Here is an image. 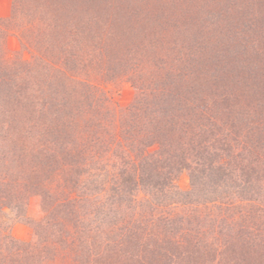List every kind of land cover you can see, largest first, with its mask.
<instances>
[{
	"label": "rangeland",
	"instance_id": "rangeland-1",
	"mask_svg": "<svg viewBox=\"0 0 264 264\" xmlns=\"http://www.w3.org/2000/svg\"><path fill=\"white\" fill-rule=\"evenodd\" d=\"M45 1H48L45 5L48 9L45 10V13L43 10L42 20L47 18L46 28L53 29L49 36L52 55L59 54V50L63 52L71 51L70 53L74 56L70 59L74 61V67L82 69L80 74L75 77L94 81L92 87H86L84 84L77 85L74 81L65 84V79L60 76L57 77L58 74L55 71L50 73L55 75L56 78L50 80V84L48 83L49 80L46 81L52 91L56 90L57 96L54 97H57L60 102L64 100L61 97L67 98V107H58L57 103L55 111L57 115H62L60 125L63 132L59 134L72 138L71 145L74 148L78 144L74 135H86L88 134L86 130L89 132L92 130V128H86V125L83 129L82 124H78L79 115L76 116L77 111L75 108L78 105L87 107L88 111L92 113L93 120L95 118L104 119V127H110L106 129V135L103 137L107 148L114 135L117 134L116 141L122 140L117 131L122 125L119 121L123 116V111L136 103L139 94L137 92L139 91L135 89L133 83L135 80H141L140 77H142L146 86L144 89L150 91V94L146 92L149 95L148 100H146L148 103L145 107L142 106V111L139 113L142 118L146 113L153 111L154 95L160 93L157 96H160L159 113H163L162 117L159 116L161 119L165 115H171V112H173L171 110L175 108L174 104L176 107H182L181 102L185 101L182 97L186 96L188 99L185 103L190 107L187 106L186 111L181 112L179 123H182L188 117L185 112L198 106L207 107L209 111L207 116H212L213 111H216L219 117L217 123L219 128L217 130L219 132L223 130V133L228 131L229 136L235 139V145L241 143L238 146L239 148L233 151L235 159H237L236 154H242L244 145L239 140L244 141L241 137V132H244L243 125H249L245 123L243 118L241 119L242 114L245 115L246 112H250L251 116L254 113L252 110L253 105L257 103H260L258 115L264 112V0ZM158 1L162 10L156 8ZM11 10L12 0H0V19L8 18ZM58 17L60 18L58 19ZM67 22H69V28L73 29L75 33L71 39L68 37H60L59 39H63L70 48L59 39L56 42L52 41L56 36L62 34L59 29H65L66 26L63 24ZM61 25L63 28H60ZM43 33L45 34V32ZM80 36H82V39ZM45 37H48L47 34ZM6 46L8 56L11 57L10 61L19 56L29 60V54L21 49L16 34L10 33L8 35ZM53 58L55 61L56 57ZM162 85H168L167 89L162 91ZM86 89H88L86 92L95 91V94L93 93V97L87 96V99L82 101L80 95ZM74 92L75 96L71 97ZM180 92H184V94H180ZM244 95L247 96L248 103L246 106L238 105L241 100L245 99ZM70 108H72L71 110L74 109V119L72 121L71 118L65 117L67 109ZM146 125V120H141L140 124L136 125L137 127H134L133 130L141 131L139 135L145 134L144 140L151 143L152 140L147 137L150 131L144 129ZM111 127L115 129L113 130ZM127 130H132V128L127 126ZM223 133L221 132L222 135H219V137L224 136ZM170 136L173 138L171 140L181 141L180 144L178 142L177 147L188 153L184 154L185 156L176 153V156L172 157L170 149L171 144L175 146L174 141L170 142V145L168 142V144L160 147L165 151H159V149L156 151L155 149L159 147L158 144L150 145L149 143L147 148L149 156H147V159L152 162L155 156L158 155L163 160L155 161L159 165L164 164L166 167L160 172L157 171L154 176H161L159 178L161 182L168 181L177 186L178 194L174 196L180 201L178 203L185 202L184 204L188 205L192 202L193 205L202 208L200 209L201 214H199V211L197 213L201 218L198 221L202 226L201 230L206 232L203 243H200L201 247L194 246L191 241L182 240L181 238V242L174 244V238L170 237V234L157 233L154 238L152 236L146 238L149 242L146 249H142L140 244L108 248V243H106L107 247H104V250L103 247L98 250L102 253L97 255L99 257L97 264H102L106 256L109 259L112 258L115 264H257L255 260L257 241L248 244L237 240L232 242L230 239L229 247H225L222 244L226 238L223 230L220 234L222 242L220 240L219 242L215 241V237L211 232L212 225L215 228L223 226L225 223H220L214 212L216 202L219 200L217 198L220 195L227 194L226 192L229 193L231 190L229 183L222 181V184L226 183V187L221 185L224 194H220L210 192L207 183L200 180V188L203 184L204 191H200L199 196L196 197L190 196V194L185 195L186 192L191 190L190 173L195 165L194 156L189 153L195 154V151L185 145L189 137L187 132L183 134L173 133ZM205 136L206 138L201 142L204 144L203 148L198 147L202 152L205 151V147L209 146V143L215 147L220 142L217 135L214 136V139L207 133H205ZM190 137L197 139L199 133L192 132ZM87 141L89 143L91 139L89 138ZM246 144L250 145V143ZM95 147L88 144L83 153L75 155V159L79 160L78 167H80V170L77 169V171L71 172L76 180L72 188V195L75 198L73 204L75 206L80 204L83 207L77 214V218L83 214L84 210L94 207V204L88 203L89 201L95 200L97 206L103 197H107V201L111 202L114 198H111L110 195H116V192L120 193V190H122L121 193L129 191L128 186L130 184H127L125 180L121 185H118L111 181L110 177L103 176L101 165H104L103 168L105 169L108 162L115 160L117 157L112 156L111 151L101 156L94 155ZM213 148L208 147L206 152L211 153ZM186 149L190 150L187 151ZM154 151L156 153L153 154ZM219 151L221 150L219 149ZM218 154L220 155L222 152H218ZM226 157L229 158L230 155ZM141 169L144 168L141 167ZM153 173V169L150 168L143 175L136 168L134 178L142 175V179H146L145 175H151L152 178ZM234 173L237 172L234 171ZM123 177L125 178V176ZM202 177L203 181L206 182V177ZM102 178L104 181L103 186H101L102 190L97 195L93 189H98L95 184H99ZM90 179H92L91 183ZM58 182H61V178ZM260 182H258V185H261L258 186V195L254 191L257 189L256 186L250 191H253V197L256 195L261 200L253 202L264 210V182ZM84 186L88 189H85ZM138 187L143 189L141 185H138ZM44 191L39 195L32 196L25 208L19 209L24 211V216H18L14 213L15 208H12L10 212L8 211V217L13 219L10 232L15 239L28 242L35 241V231L37 232L38 226L36 223L39 220L42 221L40 228L43 234L47 235L46 237L50 235L47 233L49 231L48 223H51L53 217L42 209L51 204L56 196H52L46 189ZM234 192H239L238 187L234 188ZM91 194H96V199H93ZM140 196L145 198L143 191L138 194V197ZM82 198L84 200H80ZM148 199L152 202L155 201L153 197ZM167 200H170V198ZM206 201L208 202L204 206ZM245 203L242 200H236L233 203L236 213L241 210L238 205L243 207V211H248L244 209L247 208L243 206ZM56 204H59V206L56 208L54 217L58 222L57 230L60 231L59 228H67L72 225V217L67 216L66 211L73 204L72 202H57ZM148 205V203H144L146 209ZM98 208L99 211L96 216L98 218L93 219L92 217V219L95 223H100V227L105 229L112 213L105 211L102 213V207L98 206ZM136 208H139V206L134 209ZM238 214H240V211ZM259 215H262V217L258 220V223L261 221L264 223V214L259 213ZM91 216H93V213H91ZM124 217L122 214L121 216L118 215L116 222ZM194 225L199 227V224L195 223ZM194 225H190V227L192 226L191 228L194 229L196 227ZM215 236H217V233H215ZM109 245L113 244L110 242ZM125 250H128V252H124ZM154 251L158 252L157 255ZM149 253H154L156 259L149 260Z\"/></svg>",
	"mask_w": 264,
	"mask_h": 264
},
{
	"label": "trees",
	"instance_id": "trees-1",
	"mask_svg": "<svg viewBox=\"0 0 264 264\" xmlns=\"http://www.w3.org/2000/svg\"><path fill=\"white\" fill-rule=\"evenodd\" d=\"M46 3L48 1L45 0H12L10 16L0 19V264H97L99 260L97 255L102 253L98 250L101 247L104 250V247H107L106 243H108V248L140 244L142 249H146L149 243L146 238L151 236L154 238L157 233L170 234V237L174 238V244L181 242V238L191 241L194 246L201 247L206 232L201 230L202 226L198 222L201 218L197 213L199 211L201 214L200 209L202 208L193 205L192 202L188 205H185V202L178 203L180 201L175 198L178 194L177 186L168 181L161 182L159 180L161 176H154L157 171L164 170L166 166L155 162L157 160L163 161L158 155L152 162L147 159L149 156L147 148L150 142L144 140L145 134L139 135L141 131L133 130L134 127H137L136 125L140 124L141 120H146L147 125L144 126V129L150 131L149 136H147L152 140L150 145L158 144L159 146L155 149L156 151L158 149L165 151L160 147L168 144V142L169 145L170 142H175V146L171 144L170 155L172 157L176 156V153L184 155L188 152H183V149L177 147L178 142L180 144L181 141L171 140L170 134L187 132L189 137L185 145L189 146L197 155L189 153L194 156L195 165L190 173L191 190L185 195L199 196V192L204 191L203 184L200 188V180L207 183L210 192L224 194L221 185L226 187V183L222 184V181H227L231 190L223 196L220 195L217 198L219 202H216L215 217L220 223H225L223 226L215 228L212 225L211 232L215 241L219 242L220 240L222 242L220 239L221 230L226 235L222 242L225 247H229L230 239L232 242L237 240L248 244L257 241L256 254L254 253L255 260L257 264H264V223H262L263 221L258 223L262 217L259 213L264 214V210L254 203L256 200H260L256 197L259 191L258 186H261L258 185V182H264V147L262 148L264 146V112L258 115L260 103L253 105L254 113H251V116L250 112H246L245 115L242 114L241 119L243 118L245 123L249 125H243L244 132H241V137L244 141H239L243 142L244 147H242V154H236L237 159H235L233 151L239 148L241 143L235 145V139L229 136L228 131L223 133L222 130L224 136L219 137L222 134L217 130L219 117L216 111H213L212 116H207L209 112L207 107L198 106L185 112L188 117L179 123L181 112L186 111L187 106L190 107L185 103L188 99L186 96L182 97L185 100L181 102L182 107H176L174 104L175 108L171 110L173 111L171 115H165L161 119L163 113H159L160 96L157 95L160 93H158L154 95L155 98L153 97V111L146 113L142 118L139 113L148 103L146 100H148L149 95L146 92L150 94V91L144 89L146 87L145 81L140 77L141 80H135L133 83L135 89L139 91L137 92L139 93L137 101L133 106L123 111V116L119 121L122 125L117 131L122 140L116 141L117 134L114 135L112 144L110 143L107 148L103 137L106 135V129L110 127H104V119L95 118L93 120L89 109L78 105L75 107L76 116L79 115L78 124H82L83 129L86 125V128H92V130L89 132L85 129L88 132L86 135H74L78 141L74 148L71 145L72 138L59 134L63 132L60 125L62 115L56 114L55 105L58 103V107H67L68 101L67 98L61 97L64 100L60 102L57 97H54L57 96V92H55L56 90L52 91L49 84L50 80L56 77L50 72L55 71L58 74L57 77H63L65 84L74 81L77 85L84 84L86 87H92L94 81L75 77L80 74L82 69L74 67V61L70 59L74 56L70 53L71 51L59 50V54L52 55L49 36L53 29L46 28L47 18L42 20L45 10L48 9L45 7ZM156 8L162 10L159 1ZM69 22L63 24L66 28L59 29L62 34L56 36L52 40L53 42H56L60 37L70 39L73 37L75 31L69 28ZM60 28L63 26L61 25ZM10 33L16 34L21 49L29 54V60L19 56L10 61L11 57L8 56L6 46V40ZM46 34L48 37H45ZM80 38L82 39V36ZM59 40L66 46L68 45L63 39ZM84 42H86L85 39ZM53 57H56L55 61ZM47 80H49V84L46 83ZM167 87L168 85H162V91ZM87 90H84L80 95L82 101H85L87 96L93 97V93L95 94V91L89 93L86 92ZM180 94H184V92H180ZM68 96L70 97V95ZM74 96L75 92L71 94V97ZM244 98L239 103L237 102L238 105L246 106L248 103L247 96L244 95ZM71 109H67L65 117L71 118L72 121L74 109ZM111 120L113 121V119ZM127 126L131 127L132 130H127ZM192 132L199 133V138H191ZM205 133L212 139L217 135L220 142L215 147L209 143V146L205 147V151L202 152L198 147L203 148L204 144L201 142L206 138ZM89 138L91 141L88 143ZM87 143L96 146L94 155L101 156L111 151V155L117 157L108 162L105 169L103 168L104 165H101L103 176L110 177L111 181L118 185H121L125 180L130 186H128L129 191L121 193L122 190H120V193L116 192V195H110L111 198H114L111 202L107 201V197H103L97 206L95 200L89 201L88 203L94 204V207L86 208L87 210H84L83 214L77 218V214L83 207L79 203L77 206L73 204L75 198L72 195V188L76 180L71 172L80 170L78 167L79 160L75 159V155L83 153L88 146ZM246 143H250V145ZM208 147H214L211 153L206 152ZM218 152H222V154L219 155ZM154 153L156 152L154 151ZM228 155H230L229 158L226 157ZM136 168L143 175L144 172L152 168L154 171L152 178L151 175H145L146 179L141 178L143 175L134 178ZM234 171L237 173L235 174ZM202 176L206 177V182L203 181ZM60 178L61 182H58ZM91 182L92 179H90ZM103 182L102 178L99 184H95L98 189L93 190L97 195L102 190ZM138 185H141L143 189H139ZM254 186L257 187L254 190L257 192L255 197H253V191H250ZM84 187L88 189V187ZM235 187H238L239 192H234ZM44 189L52 196H56L51 204L42 209L53 217H50L52 221L48 223L49 231L47 233L50 235L46 237L47 235L43 234L40 228L42 221L39 220L36 223L38 226L37 232L35 231V241L28 242L15 239L10 232L13 219L8 217V211L10 212L12 208H15L14 213L18 216H24V211L19 209H24L29 199L34 195L41 194ZM142 191L145 198L138 197ZM97 195L91 194L93 199H96ZM172 196L174 197L172 198ZM151 197L155 201L152 202L148 199ZM169 198L170 200H167ZM236 200L245 201L243 206L247 207L244 209L248 211H243V207L238 205L241 210H239L240 214H238L239 211L236 213L233 205ZM142 201L144 202L142 203ZM163 201L165 202L163 203ZM249 201L251 202L247 203ZM57 202H72L73 204L66 211L67 216L72 217V225L67 228H59L60 231L57 230L58 222L54 217L56 208L59 206L56 204ZM207 202L204 203V206ZM144 203L149 204L147 209ZM98 206L102 207V213L104 211L112 213L111 219L108 220L109 227L106 228L105 226V229L100 227V223H95L93 220L98 218L96 217L99 211ZM137 206L139 208L134 209ZM121 214L125 217L116 222L118 215L121 216ZM195 223L199 224V227L194 225ZM190 225L196 227L192 229ZM110 242L113 245H109ZM124 252H128V250ZM154 253H149V260L156 259ZM102 264H115V262L106 256Z\"/></svg>",
	"mask_w": 264,
	"mask_h": 264
}]
</instances>
